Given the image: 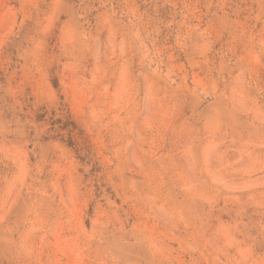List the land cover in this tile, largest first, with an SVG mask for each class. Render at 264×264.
<instances>
[{
	"label": "rangeland",
	"instance_id": "374dc122",
	"mask_svg": "<svg viewBox=\"0 0 264 264\" xmlns=\"http://www.w3.org/2000/svg\"><path fill=\"white\" fill-rule=\"evenodd\" d=\"M0 264H264V0H0Z\"/></svg>",
	"mask_w": 264,
	"mask_h": 264
},
{
	"label": "trees",
	"instance_id": "16d2710c",
	"mask_svg": "<svg viewBox=\"0 0 264 264\" xmlns=\"http://www.w3.org/2000/svg\"><path fill=\"white\" fill-rule=\"evenodd\" d=\"M72 132H73V130H68V135H69V142L68 143H70V144L73 143Z\"/></svg>",
	"mask_w": 264,
	"mask_h": 264
}]
</instances>
